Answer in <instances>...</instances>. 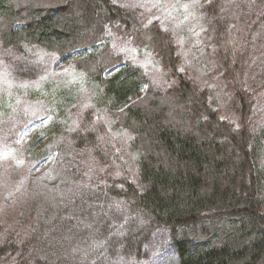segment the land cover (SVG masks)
Instances as JSON below:
<instances>
[{"label":"trees","instance_id":"16d2710c","mask_svg":"<svg viewBox=\"0 0 264 264\" xmlns=\"http://www.w3.org/2000/svg\"><path fill=\"white\" fill-rule=\"evenodd\" d=\"M224 7L225 0H205L203 10L210 20L214 73L235 121L223 115L208 86L179 71L182 59L174 37L141 10L112 0H0L3 50L23 54L32 48L57 60L92 50L70 65L93 91L95 108L81 106L79 97L68 93L75 85L64 80L53 82L52 93L34 91L54 116L22 146L28 157L39 160L57 151L63 167L78 171L84 166L88 172L83 174L89 175L91 163L99 177L96 183L86 180L85 187L104 199L127 203L148 221L147 233L157 226L168 228L178 264H264V82L249 81L260 65L250 40L259 19L236 37ZM113 32L131 41L151 34L165 82L155 83L113 45ZM97 110L132 134L137 183L104 166L109 155ZM64 205L57 220L68 224L72 216L65 211L75 203L63 212ZM42 242L39 235L23 238L0 224V264L27 263ZM141 242L137 239L134 248L140 249ZM42 264L61 263L47 259Z\"/></svg>","mask_w":264,"mask_h":264},{"label":"rangeland","instance_id":"374dc122","mask_svg":"<svg viewBox=\"0 0 264 264\" xmlns=\"http://www.w3.org/2000/svg\"><path fill=\"white\" fill-rule=\"evenodd\" d=\"M204 1L112 0L122 7L141 10L149 21L158 20L161 29L174 37L182 59L180 69L208 86L223 115L235 121V113L222 93V83L214 73L213 43L208 32L210 20L203 10ZM263 9L264 0H225L224 14L236 37H241L250 21L259 19L250 38L260 63L249 76L251 84L264 82V20L260 21ZM111 34L113 45L146 69L155 83L165 82L151 34L134 41L126 40L120 32ZM90 51L78 50L57 60L42 50L31 48L19 54L0 47V224L23 238L39 235L43 239L25 264H42L47 259L48 263L61 264H178L168 228L157 226L147 233L148 221L127 203L104 199L85 187V182L98 181L91 163L87 165L91 174H83L88 172L84 166L78 171L63 167L64 163L58 162L57 151L32 160L22 148L32 131L54 116V111L37 99L34 91L44 88L51 92L55 88L53 82L64 80L75 85L68 93L78 96L81 106L95 108L93 91L70 65L74 57ZM119 68L108 70L106 76H112ZM145 91L143 87L142 93ZM136 99L137 96L133 97L131 102ZM97 112L102 123L100 135L109 155L104 166L112 167L121 178L128 176L137 183L135 154L129 148L132 134L119 129L116 119L106 111ZM93 199H97L95 204L91 203ZM64 202L63 212L69 202L75 203L72 210L65 211V216H72L68 224L57 220ZM137 239L142 240L138 250L133 246Z\"/></svg>","mask_w":264,"mask_h":264},{"label":"snow or ice","instance_id":"6c2138e0","mask_svg":"<svg viewBox=\"0 0 264 264\" xmlns=\"http://www.w3.org/2000/svg\"><path fill=\"white\" fill-rule=\"evenodd\" d=\"M183 70H184V69L181 68L179 71L183 72ZM144 87H147V86L145 85ZM134 103H135V102H134ZM47 119H48V120H52V117L49 116ZM219 119L223 120V119H225V117L221 116V117H219ZM43 122L47 123V121H43ZM36 166H37V167L39 166V162L37 163Z\"/></svg>","mask_w":264,"mask_h":264}]
</instances>
